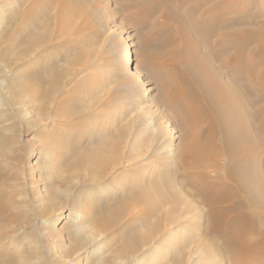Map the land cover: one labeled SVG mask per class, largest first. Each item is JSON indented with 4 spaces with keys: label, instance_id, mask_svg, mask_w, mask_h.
<instances>
[{
    "label": "rangeland",
    "instance_id": "obj_1",
    "mask_svg": "<svg viewBox=\"0 0 264 264\" xmlns=\"http://www.w3.org/2000/svg\"><path fill=\"white\" fill-rule=\"evenodd\" d=\"M70 1L79 8L64 38H55V24L52 38L29 52L18 45L12 64L1 65L0 264H229V254L218 251L222 244L197 222L195 210L187 215L182 205L166 207L149 227L131 224L144 210L129 197L133 183L156 185L166 178L183 137L160 75L172 46L165 38L181 41L175 14L184 8L181 1ZM4 2L0 30L7 31V50L16 37L8 25L24 26L30 11L19 0ZM61 3L52 2L48 15L56 16ZM227 5L221 13L230 20L264 19V0ZM48 77L56 78L54 84H46ZM27 81L48 87V94L32 101L29 89L14 91ZM118 138L120 157L100 168L80 164L82 154ZM137 138L142 145L134 149ZM187 189L184 199L204 210Z\"/></svg>",
    "mask_w": 264,
    "mask_h": 264
},
{
    "label": "bare ground",
    "instance_id": "obj_2",
    "mask_svg": "<svg viewBox=\"0 0 264 264\" xmlns=\"http://www.w3.org/2000/svg\"><path fill=\"white\" fill-rule=\"evenodd\" d=\"M4 1L0 0V5ZM19 1L29 5L27 23L15 24L14 28L8 25L14 29L16 37L7 50L2 47L7 31L0 30V69L2 64L9 63L10 53L15 52L18 45L23 44L29 52L38 42L52 38L51 27L55 24L58 27L55 38L61 39L69 32L67 26L72 24V14L79 8L74 10L75 5L70 0H62L59 12L52 17L48 14L55 0ZM180 1L184 8L175 14L181 41L173 44L174 36L165 38V43L173 47L163 54L168 63L161 68L160 75L165 80L164 99L167 107L172 108L183 137L176 148L175 168L168 171L166 178L156 185L148 184L145 179L133 183L129 197L136 201L134 206H142L144 210L131 224L149 227L148 221L166 207L185 208L187 215L195 210L197 222L204 224L206 232L222 244L218 251L229 254V264H264V19L225 17V12L221 11L229 8L227 4L234 0L213 4L210 3L214 0ZM1 7L0 22L6 15L2 14ZM37 27L44 32L38 34ZM82 54L80 51L79 55ZM52 79L48 77L45 83L54 84L56 78ZM35 84L27 81L14 91L20 93L22 88L29 89L32 101L48 94V87L37 89ZM75 101V105L81 103ZM140 142L142 140L137 138L134 149L142 145ZM119 146V138L101 142L97 150L80 156V164L100 168L114 157L118 158ZM178 178L182 183H177ZM179 185L184 189L188 187L204 210L189 199L186 201L181 192L184 189ZM119 211L122 213L123 208ZM166 216L168 219L172 213Z\"/></svg>",
    "mask_w": 264,
    "mask_h": 264
}]
</instances>
